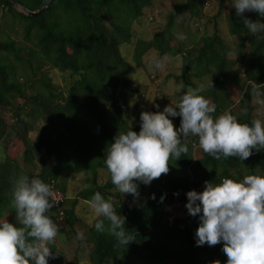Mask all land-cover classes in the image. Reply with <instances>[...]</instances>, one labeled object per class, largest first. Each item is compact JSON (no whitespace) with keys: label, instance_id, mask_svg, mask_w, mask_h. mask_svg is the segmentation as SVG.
<instances>
[{"label":"trees","instance_id":"1","mask_svg":"<svg viewBox=\"0 0 264 264\" xmlns=\"http://www.w3.org/2000/svg\"><path fill=\"white\" fill-rule=\"evenodd\" d=\"M152 1L52 0L39 14L27 16L16 10L14 4L35 11L46 0H0L2 8L23 23L24 41H33V47H26L13 39H0V221L17 223L14 182L28 176L41 179L63 195L60 207L53 206L48 213L56 225L60 219L72 231L78 221V202L90 203L96 192L126 218L125 228L135 238L126 246L118 244L107 232L95 229L94 224L101 217L92 220L86 238L89 262L83 264H224L227 256L222 242L214 246L196 245L198 215L186 211L184 217L171 218L168 207L186 204V192L202 191L206 181L218 184L225 178L264 176V150H254L244 161L222 155L215 159L205 152L194 158L191 143L182 141L188 152L170 160L167 174L148 185L137 182L136 197L120 193L112 184L111 175L103 184H98L96 178L99 170H108L105 158L114 137L131 129L140 130L141 111L133 120L129 110L130 100L141 95L134 84L133 65L142 64V58L152 50L160 58L181 56V74L177 79L182 80L183 95L190 72L198 77L210 76L212 87L202 95L216 105L213 115L227 110L233 115L236 105L237 119L251 124L255 120L253 99H260L264 105V33H250L243 21L247 18L264 22V18L253 11L243 15H237L234 9L229 11L228 32L239 39L237 62H233L227 58L228 51L217 29L211 36H204L199 45L189 48L175 41L176 17L184 9H193L200 0H187L175 7L168 14L166 25L151 39L133 38V23ZM224 2L220 0L217 14ZM124 45L131 49L128 48L129 56L123 52ZM235 63L242 68V82L234 70ZM43 66L68 72L71 82L67 90L53 89L44 77L31 79ZM26 71L31 78L25 76ZM36 81L40 82L37 88L32 86ZM231 85H236L240 92L236 103L228 93ZM14 101H18L16 105ZM5 109L13 113L10 126L5 122ZM26 110L28 114H23ZM37 120L44 123L36 130ZM9 129L13 133H8ZM33 131L36 134L31 140L29 133ZM9 134L21 142V154L8 153L5 138ZM175 170L185 177H174ZM78 173L90 175L93 185L83 188L72 199L65 198L63 182L70 174ZM48 246L54 257L49 258V264H62L54 243ZM70 264H79L77 254Z\"/></svg>","mask_w":264,"mask_h":264},{"label":"clouds","instance_id":"2","mask_svg":"<svg viewBox=\"0 0 264 264\" xmlns=\"http://www.w3.org/2000/svg\"><path fill=\"white\" fill-rule=\"evenodd\" d=\"M232 4L237 15L253 11L264 18V0H232ZM243 23L252 34L264 33L260 19L245 18ZM184 38L178 35V39ZM168 59H155V68H163ZM203 91L202 84L189 87L175 106L169 104L156 112L142 111L139 132L131 129L114 137L105 164L120 193L136 197L137 182L148 185L167 174L170 160L188 152L181 137H198L203 152L215 159L222 155L244 161L254 150H264V121L242 123L227 112L214 116L216 105L201 95ZM177 116L181 118L178 128L171 119ZM14 184L17 223L0 221V264H49V258L54 257L48 245L58 232L48 214L55 205L52 190L41 179L28 176L17 178ZM186 196L188 213L198 215L199 219L195 231L197 246L222 242L227 256L224 264H264V176L225 178L218 184L206 181L202 191L189 190ZM90 207L102 218L94 224L98 232H107L123 246L135 239L125 228L126 218L117 214L100 192L93 195Z\"/></svg>","mask_w":264,"mask_h":264},{"label":"rangeland","instance_id":"3","mask_svg":"<svg viewBox=\"0 0 264 264\" xmlns=\"http://www.w3.org/2000/svg\"><path fill=\"white\" fill-rule=\"evenodd\" d=\"M187 0H153L151 5L144 9L143 15L136 20L132 25L133 38H139L149 40L152 36L163 29L166 25L168 14L177 6L183 5ZM201 3H195L193 9H184L182 13H179L176 17V23L174 28L175 41L186 48L193 45H199L201 39L208 35L211 36L217 29L220 39L224 43L226 50L228 51L227 58L230 61L237 62V43L239 39L236 36H232L228 32V24L226 16L231 9L235 10L232 4V0H225L223 8L220 14H217L220 8V0H200ZM14 8L18 11H22L18 4H14ZM236 11V10H235ZM244 13L248 14L249 11ZM23 23L18 19H13L0 5V39L6 40L7 38L13 39L18 45H25L26 47H33V41H24L23 39ZM178 35H183V40L178 39ZM128 45L123 46V52H128ZM129 50H131L129 48ZM129 56V52H128ZM130 58V57H129ZM156 51L152 50L148 52L142 58V64H134L135 69L134 81L138 88L140 96H136L130 100L129 110L130 115L135 119L138 111H162L166 105L172 104L175 106L180 102L182 97V80L177 79L181 74L182 58L177 56L174 59H168L165 61L164 67L156 69L154 66V60L158 59ZM163 58V57H162ZM234 70L237 71L239 80L244 81L242 68L239 64H234ZM25 76L30 77L29 71L25 72ZM29 74V75H28ZM45 78L46 82L52 86V88L66 89L70 86V77L68 72H60L59 70L43 66L41 70L35 71V77L31 79ZM24 80V79H23ZM211 77H198L194 72H190L188 75V87L195 88L196 86L203 85L204 91L209 87ZM22 82V81H21ZM40 82L36 81L32 83V86L37 88ZM228 93L231 100L236 103L239 100L240 92L236 85L228 87ZM42 89H44L42 87ZM33 89L32 91H34ZM28 90V93H33ZM203 91V92H204ZM202 92V93H203ZM201 93V95H202ZM210 100V99H209ZM18 101H14L16 105ZM253 115L254 119H260L264 121V105L260 99H253ZM158 106V107H157ZM236 105L234 106V110ZM233 115L238 116V112H234ZM7 112L5 115V122L10 126L12 123V112L5 109ZM226 112H229L227 110ZM28 114L27 110L23 114ZM177 118L179 119L177 121ZM174 127L178 128L181 118L179 116L171 118ZM43 120H37L35 122V129L43 125ZM8 133H13L11 129ZM36 131L30 132L29 137L34 139ZM7 138V140H6ZM5 141H7L8 153L11 156L21 154L22 144L14 135H7ZM182 141H189L193 149L194 158L201 157L203 150L200 148L198 137L189 136L186 138L181 137ZM110 176L108 170H99L96 178L98 184H103ZM174 177L184 178L185 175L179 171H174ZM93 181L90 175L84 173L70 174L63 182L64 196L65 198L72 199L77 192L83 188L91 187ZM60 184V183H59ZM57 193V192H56ZM53 198L58 199L61 197V193L53 194ZM186 204L171 205L168 207V214L171 218H181L186 215ZM76 214L78 221L74 225V229H69L68 226L58 220V232L53 243L57 250V256L62 264H70L74 261V256L77 254L79 264L89 262L87 254L88 247L86 245V238L88 234V227L92 220L96 217L94 210L90 207V203L81 201L78 202L76 207ZM59 230H63L59 233ZM70 232V233H69ZM69 233V234H68ZM78 234H80L78 236Z\"/></svg>","mask_w":264,"mask_h":264},{"label":"water","instance_id":"4","mask_svg":"<svg viewBox=\"0 0 264 264\" xmlns=\"http://www.w3.org/2000/svg\"><path fill=\"white\" fill-rule=\"evenodd\" d=\"M51 2H52V0H46L44 5L41 8H39V9H37L35 11L28 10L25 6H23L20 3H18V5L22 9V11H21L22 13L26 14L27 16H35V15L39 14L40 12H42L43 10H45L50 5Z\"/></svg>","mask_w":264,"mask_h":264},{"label":"built area","instance_id":"5","mask_svg":"<svg viewBox=\"0 0 264 264\" xmlns=\"http://www.w3.org/2000/svg\"><path fill=\"white\" fill-rule=\"evenodd\" d=\"M52 190V195L53 194H57V193H60L58 190H56V189H51ZM57 192V193H56ZM63 199H64V197H63V195L61 194V197L60 198H58V199H55V198H53V196H52V200L54 201V203H55V207L56 208H59L60 207V203L61 202H63ZM60 215H62V212H60Z\"/></svg>","mask_w":264,"mask_h":264}]
</instances>
